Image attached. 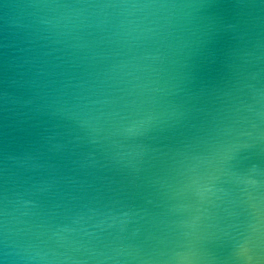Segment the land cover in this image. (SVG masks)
<instances>
[{
    "label": "water",
    "instance_id": "1",
    "mask_svg": "<svg viewBox=\"0 0 264 264\" xmlns=\"http://www.w3.org/2000/svg\"><path fill=\"white\" fill-rule=\"evenodd\" d=\"M0 264H264V0H0Z\"/></svg>",
    "mask_w": 264,
    "mask_h": 264
},
{
    "label": "clouds",
    "instance_id": "2",
    "mask_svg": "<svg viewBox=\"0 0 264 264\" xmlns=\"http://www.w3.org/2000/svg\"><path fill=\"white\" fill-rule=\"evenodd\" d=\"M132 7H137V6L133 5ZM139 7H148V6L147 5H141Z\"/></svg>",
    "mask_w": 264,
    "mask_h": 264
}]
</instances>
